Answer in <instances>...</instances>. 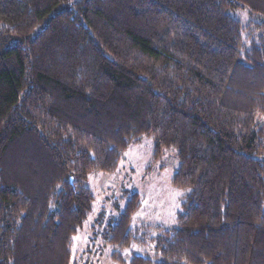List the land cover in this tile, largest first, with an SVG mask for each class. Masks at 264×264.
<instances>
[{
  "label": "trees",
  "instance_id": "1",
  "mask_svg": "<svg viewBox=\"0 0 264 264\" xmlns=\"http://www.w3.org/2000/svg\"><path fill=\"white\" fill-rule=\"evenodd\" d=\"M247 9L244 27L230 10ZM252 27L254 29H252ZM264 0H0V264H71L94 172L144 137L191 192L156 259L264 264ZM254 31V32H253ZM106 227L119 249L140 194Z\"/></svg>",
  "mask_w": 264,
  "mask_h": 264
},
{
  "label": "rangeland",
  "instance_id": "2",
  "mask_svg": "<svg viewBox=\"0 0 264 264\" xmlns=\"http://www.w3.org/2000/svg\"><path fill=\"white\" fill-rule=\"evenodd\" d=\"M229 14L244 27L258 21L247 9L230 10ZM262 33L258 29L254 32L258 36ZM177 166L178 160L172 150L164 151L161 158L154 161V142L144 137L124 152L116 171L92 173L86 186L95 195V202L84 227L73 238L71 264H118L112 259L116 252L126 261L134 255L155 260L152 239L162 229L177 227L178 214L191 192L173 185ZM126 192L140 194V208L132 218L130 229L137 231L146 244L121 250L108 243L105 234L108 224L124 210Z\"/></svg>",
  "mask_w": 264,
  "mask_h": 264
}]
</instances>
